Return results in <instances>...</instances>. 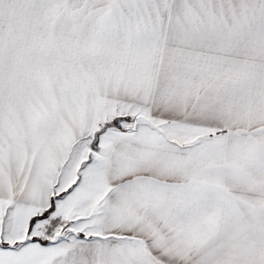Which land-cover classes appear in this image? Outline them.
Listing matches in <instances>:
<instances>
[{"label": "snow or ice", "instance_id": "1", "mask_svg": "<svg viewBox=\"0 0 264 264\" xmlns=\"http://www.w3.org/2000/svg\"><path fill=\"white\" fill-rule=\"evenodd\" d=\"M0 264H264V0H0Z\"/></svg>", "mask_w": 264, "mask_h": 264}]
</instances>
